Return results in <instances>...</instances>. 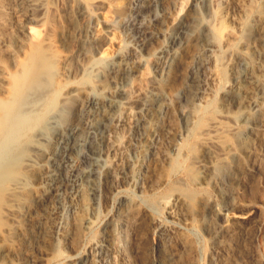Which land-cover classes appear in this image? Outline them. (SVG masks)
<instances>
[{
  "label": "rangeland",
  "instance_id": "1",
  "mask_svg": "<svg viewBox=\"0 0 264 264\" xmlns=\"http://www.w3.org/2000/svg\"><path fill=\"white\" fill-rule=\"evenodd\" d=\"M81 1L39 0L37 6L27 9L24 0H0V109L7 107L4 104L11 101L13 92L29 77L25 68L35 60L39 67L36 74L42 75L47 87L55 90L56 98V109H53L52 119H49L52 123L40 125L39 129L44 133L49 126V129L54 127V119H57L59 113L69 117L71 123L80 122L83 128L84 121L94 112L89 107L81 111L80 101L71 111L67 109L73 102V96L67 100L66 92L69 89L57 87L60 70L57 50L64 49L71 54V65H74L83 51L92 52L98 45L99 40H94V33L99 29H107L113 40L114 53L137 51L149 77L135 74L124 82L116 79L111 65V60L116 56L108 54L98 58L90 67L86 76L90 77L87 78L88 85L84 83L80 86L84 90L90 88L96 95L109 96L122 82L126 90L122 89L127 92L124 93L126 97L120 95L119 101L126 107L121 106L122 111L129 107L131 110L136 109L134 111L139 109L142 115L144 112L143 116H148L147 110L140 109V101L146 95L139 92V87L143 82L148 83L147 77L159 78L161 69L158 62L165 59V51L160 49L176 43L173 39L176 21L184 22L193 11L203 14L206 3L205 0H113L109 11L98 5L94 8L93 16H90L79 12ZM206 1L212 5L219 3L227 15L237 17L240 14V7L235 3L229 4L228 0ZM255 1L262 5L264 2ZM30 26L38 31L37 39H31L24 30V27ZM85 27L89 29L87 33L83 31ZM46 36L49 40L44 39ZM203 47L206 50L209 45L204 44ZM210 47L213 49L214 46ZM214 49L226 67L225 64L232 59L226 51L223 52L225 48L218 45ZM220 51L226 55L223 57ZM254 60L263 62L264 57L255 54ZM236 68L239 67L235 65ZM191 70L198 80L192 89L201 88L197 83L207 80L206 72L195 62ZM101 84L105 86L101 87ZM220 85L210 83L208 90H217ZM196 89L193 90L196 94H192L191 98L195 104L204 103L205 99H211L212 93L216 92L214 90L209 94L208 91L201 97L202 94L199 95ZM77 95H80L81 101L85 97L82 92ZM184 95V90L178 92L173 113H161L162 121L166 124L169 122L171 127L149 140L150 150L142 157L145 165L159 161L161 168L155 178L157 184L150 186L145 183L144 178L150 174L146 168L142 167L135 172V164L139 159L137 144L143 139L138 116L130 120H112L101 125L91 134L98 145L88 149L89 157L79 165L77 184L72 183L61 190L59 203H56L57 211L54 213L56 219H61L59 227H54L51 232L53 235L46 238L40 232L44 228L40 216L49 206L38 200L35 192H32V172L24 165L25 157L31 149L41 148L44 144L37 142L41 141L38 137H23L21 144L11 152L12 155L20 152L21 158L7 169L5 167L6 171L10 169L7 172L9 178L0 182V264H157L156 258L161 251L172 256L171 264H186L184 258H189L192 264H222L224 260L230 264H264V118L258 123L261 138L255 146V160L246 165L247 172L243 178L237 181L233 179L230 184L226 178H221L217 181L203 180L193 185L194 199L197 201L194 200L193 207H199L202 199H205L213 205L214 211L221 213L218 217L209 210L204 218L205 226H200L199 222L174 207L169 195V188L175 181L187 183L183 167L166 177V160L161 157L162 151H165L171 157L178 155L175 162L182 161L179 166L186 163L184 155L183 158L180 156L183 153L177 151L179 154H175L173 146L189 140L188 126H185L186 119L182 113L188 107ZM122 111L121 115L124 113ZM170 142L172 144L169 146ZM233 166L236 169L237 164L233 162ZM92 170L96 171L92 174H96L95 177L90 176ZM164 177L166 181L162 180ZM11 180L18 181L22 187L14 190ZM91 182L95 184V191L93 199L89 201L87 196L91 194L88 195L87 191ZM83 194L84 198L86 195L85 199L82 198ZM28 197L33 199L32 204L26 202ZM130 199L136 201L141 219L122 226L117 215ZM149 199L157 201L156 207L147 203ZM68 200L73 202V206H65ZM17 207L26 214L15 212ZM13 211L18 218L16 223L12 219ZM81 214L92 220L85 231L80 229ZM152 217L155 221L148 228L147 221ZM222 225L228 226L230 232L226 233ZM111 229L119 235L116 243L111 242L106 235ZM177 231L186 234L191 240L187 253H182L178 247L174 235Z\"/></svg>",
  "mask_w": 264,
  "mask_h": 264
},
{
  "label": "bare ground",
  "instance_id": "2",
  "mask_svg": "<svg viewBox=\"0 0 264 264\" xmlns=\"http://www.w3.org/2000/svg\"><path fill=\"white\" fill-rule=\"evenodd\" d=\"M228 1L229 4L235 3L240 7V14L237 17L227 15L219 3L216 2L212 5L205 0L203 14L193 11L188 14V19L184 22L176 21V29L173 35L176 43L170 45L169 48L160 49L165 51V53L163 52L165 59L158 62L161 69L159 78H148V71L144 69V63L139 59L137 51L114 53L113 40L107 29H99L94 33V40H99L98 45L92 52L83 51L82 56L75 60L74 65H71V54L64 49L57 50L59 52L56 54L60 61L57 87L69 89L66 92L67 100L73 96L71 98L73 102L71 106L69 104L70 108L67 109L71 111L77 101H80L79 108L81 111H84L85 107L93 108V115L84 121L85 127L83 128L80 126V122L71 123L69 117L59 113V116L53 114L58 116V121L56 118L54 119L56 123L53 128L49 129V126V131L46 128V133L39 129L42 123L47 124L52 119L51 113L54 112L56 99L55 90L47 87L48 84L43 82L42 75L36 74L39 67L35 60L26 66L25 69L29 77L24 82L22 81L19 86L17 84L18 87L16 86L17 89H14L13 98L4 104L7 107L0 109V182L2 183L9 178L7 172H10V169L6 171L7 167L21 158V156L19 157L20 152L16 151L19 153H17L18 155H12L11 152L13 149H17L23 137L40 138L41 141L37 140V142L39 141L45 146L32 148L25 157L24 165L30 168L32 172L31 177L34 181L32 192H35L34 195L38 200L44 201L49 206L40 216L44 226L40 231L43 237L52 236L51 232L54 227L58 229L61 219H56L54 213L57 211L56 203H59L61 190L72 183L77 184L79 165L85 158L89 157L87 156L88 149L96 148L98 145V142L94 140L96 138L92 137L91 134L95 128L101 125L108 124L112 120H130L131 117L138 116L141 121L143 139L137 144L139 159L135 164V172L140 171L142 167L146 168L150 174L144 178L145 183L150 186L157 184L158 180L155 178L159 174V168H161L159 161L145 165L142 157L150 150L149 140L171 127L168 125L169 122L166 124L162 121L161 113L163 111L169 114L173 113L176 96L181 90L185 91L184 100L186 104L188 103V107H185L182 113L186 119L185 124H187L184 125L188 126V131H186L189 132L187 134L189 140L186 139L185 142L176 143L177 145L173 146L175 154H179V151L183 153L180 156L183 158L184 155L186 163L184 166H179L182 161L180 163L175 162L178 155L174 157L172 154L173 157H171L165 151H162V155H160L166 160L164 161L167 168L166 177L183 167V172L188 181L187 183L175 181L169 188V195L173 200L174 207L192 220L199 222L200 226H205L204 218L209 210L215 216H221V213L218 210L214 211L213 205L205 199H202L200 205L198 204L199 207H193L196 199H194L193 185L199 181H217L221 178H226L230 184L234 180L243 178L247 172L246 165L255 160V146L261 138L258 123L264 118V61L257 62L254 60L255 54L264 57V2L263 5L261 3L260 5L255 0ZM38 2L39 0H24L27 9L37 6ZM112 4L113 0H83L80 11H78L93 16L96 6L99 5L109 11ZM25 29L31 39L38 38V31L34 27H24ZM83 31L87 33L88 27H85ZM44 39L49 40V37L46 36ZM204 44L209 45L206 50L203 47ZM218 45L224 47L223 52L226 51L227 56L232 59L231 61L227 57L230 62L225 64L226 67L222 65L224 63L221 61L222 57L214 49ZM210 46H214L213 49H210ZM108 54L116 56L111 60L113 77L116 79L119 78L120 81L124 82L130 80L135 74L148 76H146L147 81L149 80L148 83L143 82V85L139 87V92L145 94L146 98L143 97L144 100L140 101L141 108L137 107L147 110L148 116H143L144 112L142 115V111L139 112V109V111H134L136 109L131 110L129 107L122 111L123 108H126L119 101L120 95L125 96L124 93L126 92L123 90L125 87H123L122 82L116 88L114 87V91L109 96L96 95L90 91V88L84 90L80 86L88 83L90 77L88 76L87 79L86 76L90 67L97 62L98 58ZM226 54L221 52L223 57ZM40 61L43 60L40 59ZM194 62L204 69L207 80H200L201 82L197 83L198 87L201 88L194 87L192 89L198 81H196L191 70V65ZM234 64L239 68L235 70ZM85 72H87L86 75ZM210 83H213L214 86L215 84L221 85L217 90H211L212 92L216 91L212 93L211 99H205L204 103L195 104L196 102L191 100L192 94H196L193 90L197 88L196 92L199 95L201 93V97L203 93L208 91L210 94L211 91L208 90ZM104 86L105 84H101V87ZM80 92L85 94L82 101L80 95H77ZM215 103L217 104L214 105ZM121 111L124 112L122 115ZM78 119L80 120L81 117L79 116ZM50 123L48 124L50 125ZM171 144L170 142L169 146ZM171 148L173 149V147ZM23 149L22 147L21 150ZM233 162L237 164L236 169H234ZM95 172L92 170L90 176L96 175H92ZM63 173L65 178L61 176ZM166 177L162 180L166 181ZM17 182L12 183V187L16 191L22 187ZM94 191L95 184L91 182L87 191L88 195L91 194V196H87L89 201L93 199ZM82 198H84V194ZM145 199L147 198L145 197ZM25 200L28 204L33 202L30 197ZM149 200L147 203L150 206L153 207L157 204L156 200ZM65 206L71 207L73 202L68 200ZM15 209H17L15 212L21 215L26 214L18 207ZM11 214L14 222H18L14 211ZM80 217V229L85 231L91 225L92 220L84 214H81ZM117 218L121 220L122 226L141 219V214L136 208V201L134 199L128 200L122 210L118 212ZM154 221L153 217L147 221L148 228ZM228 226L222 227L226 233L230 232ZM106 235L114 243L119 239L118 233L112 229ZM174 235L181 252L187 253L191 245L190 238L178 231ZM171 258L172 256L161 251L156 258V263L171 264ZM184 262L192 264L189 258H184ZM222 264L230 263L224 260Z\"/></svg>",
  "mask_w": 264,
  "mask_h": 264
}]
</instances>
